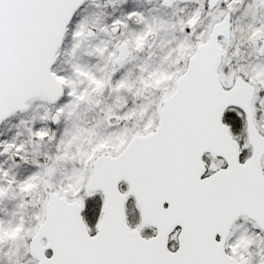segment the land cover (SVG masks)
<instances>
[{
    "label": "snow or ice",
    "instance_id": "obj_1",
    "mask_svg": "<svg viewBox=\"0 0 264 264\" xmlns=\"http://www.w3.org/2000/svg\"><path fill=\"white\" fill-rule=\"evenodd\" d=\"M0 264H264V0H0Z\"/></svg>",
    "mask_w": 264,
    "mask_h": 264
}]
</instances>
